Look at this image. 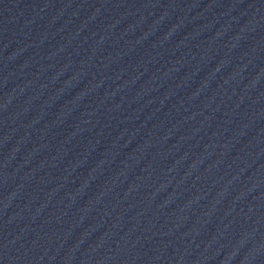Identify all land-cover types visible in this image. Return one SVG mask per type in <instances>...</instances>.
Returning <instances> with one entry per match:
<instances>
[{
	"label": "water",
	"instance_id": "water-1",
	"mask_svg": "<svg viewBox=\"0 0 264 264\" xmlns=\"http://www.w3.org/2000/svg\"><path fill=\"white\" fill-rule=\"evenodd\" d=\"M0 264H264V0H0Z\"/></svg>",
	"mask_w": 264,
	"mask_h": 264
}]
</instances>
